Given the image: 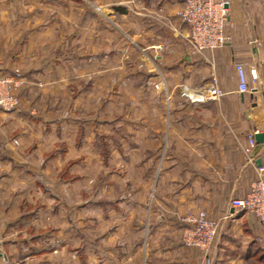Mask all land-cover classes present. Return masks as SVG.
Listing matches in <instances>:
<instances>
[{"label": "crops", "instance_id": "crops-1", "mask_svg": "<svg viewBox=\"0 0 264 264\" xmlns=\"http://www.w3.org/2000/svg\"><path fill=\"white\" fill-rule=\"evenodd\" d=\"M227 1L229 41L199 53L179 15L182 0H0V53H9L12 62L0 55V74L20 71L21 86L27 84L20 90L22 99L26 89L28 96L35 93L31 83L66 78L63 102L78 104L77 115L67 108L49 119L38 118L22 102L17 109L0 111V153L7 148L0 157V193L17 188L15 208H0V264L11 261L12 248L21 243L13 237L14 229L39 216L29 200L35 186L47 191L51 175L45 170L51 173L53 162L66 156L68 139L80 148L93 133L96 154L105 165L115 157L113 144L125 173L136 177L139 172L142 181L140 189L120 193L117 199L102 198L108 195L97 188L80 206L83 212H103L107 220L110 211L127 220L125 231L117 226L101 236L111 242L114 233L124 232L119 236L123 252L108 248L113 264H264V221L231 203L245 197L259 177L264 179V144L256 150V142L247 151L249 135L264 132V0ZM37 35L43 42L35 54ZM115 36L120 39L116 45ZM21 56L30 64L17 67ZM240 63L249 78L247 93L238 91ZM252 68L258 70L257 81L250 75ZM213 76L225 92L218 100L193 102L180 91L182 85L204 88ZM89 102L92 109L86 111L83 104ZM110 111L115 117L104 118ZM119 121L124 125H117ZM40 122L45 138L55 135L65 151L52 157L41 146L30 128ZM102 125H110L115 135L100 134ZM120 131L123 138L116 135ZM100 139L107 151L99 148ZM132 149L139 154L134 157L128 152ZM94 162L81 163L95 168ZM199 210L221 219L207 254L181 242L182 218ZM16 211L24 218L13 219ZM78 236L83 238V233L76 232ZM92 252L100 260L106 256Z\"/></svg>", "mask_w": 264, "mask_h": 264}, {"label": "rangeland", "instance_id": "rangeland-1", "mask_svg": "<svg viewBox=\"0 0 264 264\" xmlns=\"http://www.w3.org/2000/svg\"><path fill=\"white\" fill-rule=\"evenodd\" d=\"M88 1L90 2V0ZM42 21L43 20H39L37 22ZM46 40H53L55 42L53 37L47 35ZM90 40V36L86 37L84 43L86 44L90 42ZM113 41L115 42L114 45H116L120 42V39L115 36ZM42 42L43 36L37 35V50L35 54H38V47L40 48V43ZM54 47L59 46L54 43ZM2 54L5 59L10 62L9 53H0V55ZM19 60L20 66L16 64L17 67L30 64L27 63L26 59L22 58V56ZM11 63L12 62H10V64ZM58 71L60 72L61 69ZM65 80L67 81L65 78L62 81L33 83V86L31 83L30 87L35 89V93L33 96H28L26 89L23 99L19 95L20 90L27 85L26 83L19 87L16 93L23 103V107L27 110L32 109L33 113H35L38 118L42 117L44 119H49L50 114L59 115L60 113L61 115L62 111H65L67 108H69L68 112L72 109L71 111L73 113L70 112V114L77 115L74 113L75 109L78 107L75 100H73L72 103L71 100L63 102V97L66 94L64 86L66 84ZM103 102L101 101V103ZM105 104L104 102L103 109L107 111L105 109ZM83 109L86 111L91 110L90 102L83 104ZM110 113L112 114L104 116V118L113 119L115 113H118V110H116L115 113L110 111ZM83 117H85V115H83ZM43 125L44 123L40 122L36 124L35 127L33 124L30 127L36 140L41 142V146L44 145L43 147L46 151L50 150L52 157L54 153L56 154L63 151V149L65 151L63 144L61 145L58 143L60 140L55 135H50L49 139L45 138ZM117 125L123 126L124 123L119 121ZM110 127V125H102L100 134L106 136L115 135ZM134 133L139 135V130L137 129ZM116 135L117 137L120 136L123 138L124 134L120 131ZM95 143L96 139L94 138V133L84 140V145L80 148L75 146L73 140L68 139V152L66 156L61 159L59 157L53 162L50 170L51 173H49V170H45L46 174L49 176L51 175L50 184H46L47 191L45 192L41 187L37 188L35 186L34 198L32 201L29 200V202L32 203L30 205L31 211H35V214L38 213L39 216L30 221H21L23 224L19 223V226L14 229L13 237L17 238L18 242L21 243L17 244L15 247L13 246L12 252L14 254L10 256L11 261L9 259H3L1 262L2 264H113L114 261L109 259L110 256H108V258L106 255L110 250L108 248L116 247L118 251L123 252L124 243L122 242V238L119 239V236H122L124 232H121L120 235L114 233V235L111 236V242H107V240L101 238V236L109 233L108 231L110 230L113 232L112 229H116L117 226H120L121 230L125 231L124 227H126L125 225L127 223L125 217L120 213L117 215V213L115 214L113 211H110L111 218L107 220L104 218L103 212L96 209L83 212L80 206L83 205L87 199L92 197V193L97 188H101L102 191L108 195L102 196V198L117 199L121 196L120 193H127L128 190L140 189L142 181L140 180L139 172L136 173V177L131 176L128 171L125 173L126 169L123 166L124 164L117 161V159H119L117 157H119L121 153H119L113 144L112 148L115 149V157L111 163L105 165L96 154L97 144ZM17 144L16 142L14 146L17 147ZM102 145L103 143L100 139V149L104 148ZM6 149L7 148H4L2 150L3 154L0 153V157L7 153ZM9 149L13 150V148ZM129 151H132L134 157L139 154V150L137 149L128 150V152ZM58 155L59 154L55 155L54 158ZM93 159L95 161V168L92 167V164L85 166V164L83 165V163H81L82 160L87 163H92ZM132 166V168L136 167L135 165ZM151 187L152 185H149L148 187L146 186L145 189H151ZM16 189L17 188L13 187L7 190L6 194L4 192L3 194L2 192L0 193V208L2 207L3 210L7 207L15 208V205H17V200L14 197L15 191H17ZM26 199L23 200L25 208L29 203ZM30 199H32L31 196ZM41 203H46V211H43ZM18 211L12 213L13 219L21 220L24 216L22 217L23 213ZM133 213L134 211L132 215ZM5 214H9V212H5ZM5 217H7V215H5ZM77 221L80 226L79 228H76ZM82 225H84V228H81ZM92 225H94V227H92ZM97 226H99V228ZM76 232L80 234L83 233V238L78 236V239H76ZM32 239L34 240L30 242ZM97 239L100 240L98 243ZM116 240L117 242L114 243ZM22 241H29L30 243L24 245ZM112 243L114 244L111 245ZM9 246L7 245L8 249H10ZM7 247L5 246L6 249ZM126 248L127 245L125 246V249ZM93 249L97 250L100 255L104 256L105 254L106 256L100 260L97 256H94L95 253L92 252ZM109 252H111V250ZM115 264L118 263L116 262ZM119 264H122V262L120 261Z\"/></svg>", "mask_w": 264, "mask_h": 264}, {"label": "built area", "instance_id": "built-area-1", "mask_svg": "<svg viewBox=\"0 0 264 264\" xmlns=\"http://www.w3.org/2000/svg\"><path fill=\"white\" fill-rule=\"evenodd\" d=\"M183 7L179 13L183 23L190 30L189 42L196 52L202 53L224 47L230 37L225 32L229 17V2L227 0H182ZM239 80L238 91H251L249 78L243 64L236 65ZM253 81L259 79L257 68L250 70ZM22 82L14 75L0 74V111H11L21 105L17 89ZM181 93L193 102L218 100L225 95L213 76L211 82L204 88H192L182 85ZM258 130L249 135L247 151L256 144L255 135ZM232 206L237 211L254 213L264 221V179L259 177L251 184L249 193L243 198L232 200ZM184 227L181 233V242L186 247L198 248L207 254L213 247L219 235L221 219L211 218L205 210L187 213L182 218ZM163 264H185L181 261L165 262Z\"/></svg>", "mask_w": 264, "mask_h": 264}, {"label": "water", "instance_id": "water-1", "mask_svg": "<svg viewBox=\"0 0 264 264\" xmlns=\"http://www.w3.org/2000/svg\"><path fill=\"white\" fill-rule=\"evenodd\" d=\"M255 140L257 142V148L256 150L261 149V147L264 144V132H259L255 135ZM258 165L261 166V160L257 161Z\"/></svg>", "mask_w": 264, "mask_h": 264}, {"label": "trees", "instance_id": "trees-1", "mask_svg": "<svg viewBox=\"0 0 264 264\" xmlns=\"http://www.w3.org/2000/svg\"><path fill=\"white\" fill-rule=\"evenodd\" d=\"M11 73H12V75L16 76L17 78L20 77V75H21L20 71H17V70H14V71L11 72ZM104 149L107 151L106 148H104ZM105 150H104V151H105ZM183 227H184V224H183ZM182 229H183V228H182Z\"/></svg>", "mask_w": 264, "mask_h": 264}]
</instances>
